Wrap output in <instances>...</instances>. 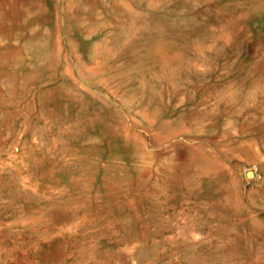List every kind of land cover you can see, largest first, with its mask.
Masks as SVG:
<instances>
[{
    "label": "rangeland",
    "instance_id": "1",
    "mask_svg": "<svg viewBox=\"0 0 264 264\" xmlns=\"http://www.w3.org/2000/svg\"><path fill=\"white\" fill-rule=\"evenodd\" d=\"M0 264H264V0H0Z\"/></svg>",
    "mask_w": 264,
    "mask_h": 264
},
{
    "label": "bare ground",
    "instance_id": "2",
    "mask_svg": "<svg viewBox=\"0 0 264 264\" xmlns=\"http://www.w3.org/2000/svg\"><path fill=\"white\" fill-rule=\"evenodd\" d=\"M194 157H196V156H194ZM196 159H198V162H200L201 164L206 165V167L209 166V162H208L207 160H202V159L199 158L198 156L196 157ZM192 162H193V160H192ZM194 162H197V161L195 160ZM202 162H206V163H202ZM193 164H194V163H193Z\"/></svg>",
    "mask_w": 264,
    "mask_h": 264
}]
</instances>
